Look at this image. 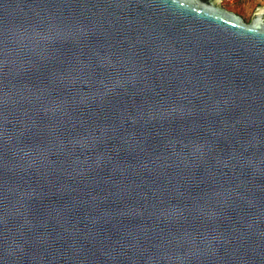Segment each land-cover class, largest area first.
<instances>
[{
  "label": "water",
  "instance_id": "obj_1",
  "mask_svg": "<svg viewBox=\"0 0 264 264\" xmlns=\"http://www.w3.org/2000/svg\"><path fill=\"white\" fill-rule=\"evenodd\" d=\"M0 0V264H264V5Z\"/></svg>",
  "mask_w": 264,
  "mask_h": 264
},
{
  "label": "rangeland",
  "instance_id": "obj_2",
  "mask_svg": "<svg viewBox=\"0 0 264 264\" xmlns=\"http://www.w3.org/2000/svg\"><path fill=\"white\" fill-rule=\"evenodd\" d=\"M222 5L241 16L246 22H249L256 6L264 5V0H240L236 2L223 0Z\"/></svg>",
  "mask_w": 264,
  "mask_h": 264
},
{
  "label": "built area",
  "instance_id": "obj_3",
  "mask_svg": "<svg viewBox=\"0 0 264 264\" xmlns=\"http://www.w3.org/2000/svg\"><path fill=\"white\" fill-rule=\"evenodd\" d=\"M229 1H231V2H236V1H240V0H229Z\"/></svg>",
  "mask_w": 264,
  "mask_h": 264
}]
</instances>
